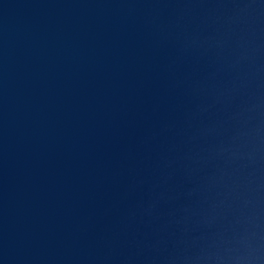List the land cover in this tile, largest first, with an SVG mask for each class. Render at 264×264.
<instances>
[{"label": "water", "instance_id": "1", "mask_svg": "<svg viewBox=\"0 0 264 264\" xmlns=\"http://www.w3.org/2000/svg\"><path fill=\"white\" fill-rule=\"evenodd\" d=\"M0 264H264V0H0Z\"/></svg>", "mask_w": 264, "mask_h": 264}]
</instances>
